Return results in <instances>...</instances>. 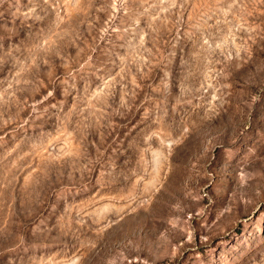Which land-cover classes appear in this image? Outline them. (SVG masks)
<instances>
[{
    "label": "rangeland",
    "instance_id": "obj_1",
    "mask_svg": "<svg viewBox=\"0 0 264 264\" xmlns=\"http://www.w3.org/2000/svg\"><path fill=\"white\" fill-rule=\"evenodd\" d=\"M0 264H264V0H0Z\"/></svg>",
    "mask_w": 264,
    "mask_h": 264
}]
</instances>
